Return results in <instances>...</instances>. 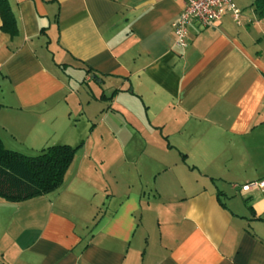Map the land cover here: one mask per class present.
I'll return each instance as SVG.
<instances>
[{"label": "crops", "instance_id": "1", "mask_svg": "<svg viewBox=\"0 0 264 264\" xmlns=\"http://www.w3.org/2000/svg\"><path fill=\"white\" fill-rule=\"evenodd\" d=\"M234 1L182 49L183 0H9L0 137L80 147L58 189L0 197V264H264V19Z\"/></svg>", "mask_w": 264, "mask_h": 264}, {"label": "trees", "instance_id": "2", "mask_svg": "<svg viewBox=\"0 0 264 264\" xmlns=\"http://www.w3.org/2000/svg\"><path fill=\"white\" fill-rule=\"evenodd\" d=\"M252 6L257 17L264 19V0H254ZM0 15L2 29L16 35L18 24L9 0H0ZM86 69L92 71L91 68ZM94 76L99 78L96 73ZM79 147L66 143L52 144L38 154L29 155L7 148L0 137V197L19 202L58 189Z\"/></svg>", "mask_w": 264, "mask_h": 264}, {"label": "built area", "instance_id": "3", "mask_svg": "<svg viewBox=\"0 0 264 264\" xmlns=\"http://www.w3.org/2000/svg\"><path fill=\"white\" fill-rule=\"evenodd\" d=\"M181 14L172 24L176 46L184 49L189 45V25L196 21L203 27H214L226 15L241 22L242 9L234 0H183ZM264 186V181L259 183Z\"/></svg>", "mask_w": 264, "mask_h": 264}, {"label": "rangeland", "instance_id": "4", "mask_svg": "<svg viewBox=\"0 0 264 264\" xmlns=\"http://www.w3.org/2000/svg\"><path fill=\"white\" fill-rule=\"evenodd\" d=\"M91 85H93V87H95L97 89V91L99 93H102L104 90L105 92H109L108 90H106V87L104 86L103 89H102V86H101V83H99L97 80H95L94 78L92 79V82H90ZM109 148H107L108 150ZM21 152V151H20ZM113 152V149L111 148L109 152H105V153H112ZM82 153V152H81ZM26 154H29V155H34V154H38L37 153H26Z\"/></svg>", "mask_w": 264, "mask_h": 264}]
</instances>
